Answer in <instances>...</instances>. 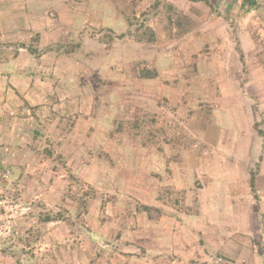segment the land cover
<instances>
[{"label":"rangeland","instance_id":"1","mask_svg":"<svg viewBox=\"0 0 264 264\" xmlns=\"http://www.w3.org/2000/svg\"><path fill=\"white\" fill-rule=\"evenodd\" d=\"M257 3L0 0V264H264Z\"/></svg>","mask_w":264,"mask_h":264},{"label":"trees","instance_id":"2","mask_svg":"<svg viewBox=\"0 0 264 264\" xmlns=\"http://www.w3.org/2000/svg\"><path fill=\"white\" fill-rule=\"evenodd\" d=\"M239 3V4H237ZM235 5H238L239 8L242 10V16H246L248 15L249 13H251L253 10H255L257 7H258V3H257V0H235ZM21 48H25V46H21ZM4 55L3 53L1 54L0 52V56ZM17 55V52H14L13 54V57H16ZM3 62H6V60H0V64H2ZM55 218H50L49 216L47 217V220L48 221H53ZM10 250V248H9ZM3 251H8L7 248H4L2 250ZM261 252H259V254H262V250H260ZM17 251H14V253H11L10 255L12 256H16L17 255ZM20 254V253H19Z\"/></svg>","mask_w":264,"mask_h":264},{"label":"crops","instance_id":"3","mask_svg":"<svg viewBox=\"0 0 264 264\" xmlns=\"http://www.w3.org/2000/svg\"><path fill=\"white\" fill-rule=\"evenodd\" d=\"M6 93H7V92H6ZM252 183H253V180H252ZM47 217H48V216H47ZM49 217H50V218H54L53 216H49ZM56 220H57V221H54V220H53V221H49V222H50V223H55V222H59L61 219H60V218H57ZM46 221H48L47 218H46ZM261 245H262V244H261ZM262 246H263V245H262ZM260 250H261V249H259V252H261ZM14 251H15V250H13V249L10 248V250H8V251H3V252H2V250H1L0 253H3V254H5V253H6V254H11V253H14Z\"/></svg>","mask_w":264,"mask_h":264}]
</instances>
